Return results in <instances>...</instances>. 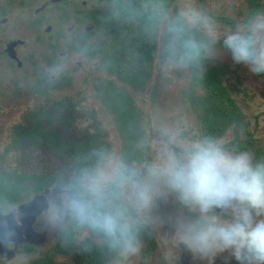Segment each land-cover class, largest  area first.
<instances>
[{"label": "rangeland", "instance_id": "obj_1", "mask_svg": "<svg viewBox=\"0 0 264 264\" xmlns=\"http://www.w3.org/2000/svg\"><path fill=\"white\" fill-rule=\"evenodd\" d=\"M123 1L127 4L128 11L134 10L135 7L145 9L147 6L151 7L152 11L161 10L156 21H153L155 25L153 62L150 66L149 75L141 88L134 89L131 85H123L118 82L119 79L114 75L111 77L112 83L107 84L104 81L106 74L101 71L107 66L105 61H101L105 54L101 56L98 54L95 60L99 70L92 71L91 60L81 62L74 86L67 88V90L58 87L40 89L41 85L38 82L41 80L39 77L43 71L51 74L50 69L54 66L59 67V69L75 67V60L81 56L72 53L56 63L48 51H31L29 76L19 77L18 75L5 74L3 75L4 78L0 79V152L7 145L11 127L23 122L22 114L25 111L35 109L43 101L45 93L50 95L51 99H56L63 94L76 95L80 97L84 107L98 110V118L110 143V154L123 159L129 167L142 169L144 163L153 160L158 150L168 144L171 137L175 138V142L168 146L176 151H179L182 142L201 139L199 124L187 101L188 91L200 93V90L193 86V80L196 79L189 66V60H184L177 54L182 39L191 36L206 45V49L203 51V59L207 65L217 66L221 70L222 66H227V82L231 85L232 95L244 114L246 126L239 130L238 139L234 143L242 142L245 147L239 150H231L225 147L226 150L233 153L247 152L254 161L257 160V157L258 160H264V79L258 75H253L246 67L234 63L227 50L223 48L222 42L212 44L213 37L202 29H188L179 37L173 31V28L178 26L180 9L190 5L203 15L210 17L215 22L216 33L222 37L224 34L235 30L244 20L248 11V3L252 0H168L161 6L157 5L155 0ZM254 2L261 4V8H264V0H254ZM95 6L100 9L106 8L112 16L113 32L115 33L111 32L109 45L112 49L118 48V50L110 51V53L114 62L115 58L121 61L125 51H120L122 48L120 40L124 36L123 32L127 31V36L129 35V31L135 24V19L126 20L112 4L105 5L96 2ZM224 19L229 21L226 22ZM59 73L60 71L53 75L54 81L60 79ZM111 86L122 88L131 100L132 107L140 113L137 126L146 143H148V149L139 157L134 151L125 148L124 139L121 138L124 131L121 126L119 128L117 123L118 107L114 102L108 104L106 101L107 95H110L108 90L111 89ZM87 122L89 121L83 120L78 113L75 122H71L69 125L62 122L57 124L55 129L66 135L69 133L76 134L78 129L87 125ZM248 134L251 136L249 137ZM231 137L230 128H226L224 133L216 139L225 143ZM249 138L252 141H249ZM15 159H17V164L30 172L41 170V172H50L55 176H62L64 174L62 169L66 167L62 158L55 157L48 151L33 153L32 156L20 158L6 154L3 159L0 158V165L14 163ZM216 213L219 214V212ZM186 214L183 206L179 205L173 198L161 197L154 202L149 211L139 215L155 231L156 245L150 251L151 255L163 254V250L166 253H171L172 256L177 254L174 241L178 234L175 231L174 222L177 217H184ZM86 234L87 232L83 230L78 237ZM49 239L34 246L32 251H17L9 258L0 257V264H27L33 257H37L52 248L53 240ZM144 245L143 241L137 240L136 251ZM120 255L122 257L127 256ZM228 255L230 254L226 252L225 259L227 260H229ZM53 258L65 264H73L69 254H56ZM234 262L236 261L233 259L227 263L237 264Z\"/></svg>", "mask_w": 264, "mask_h": 264}, {"label": "clouds", "instance_id": "obj_2", "mask_svg": "<svg viewBox=\"0 0 264 264\" xmlns=\"http://www.w3.org/2000/svg\"><path fill=\"white\" fill-rule=\"evenodd\" d=\"M179 22L173 28L178 37L202 29L213 37L212 44L222 42L234 63L253 75L264 74V8L253 9L222 37L215 22L190 5L180 9ZM205 49L187 36L177 54L195 60ZM59 71L50 69L52 75ZM174 142L171 137L142 169L97 152L96 164L82 169L71 187L50 199L48 225L54 229L71 219L100 234L110 250L129 255L136 251L137 217L159 198L171 197L186 210L174 227L191 249L205 257L228 252L237 264H264V160L229 152L222 140L210 137L182 142L179 151L168 146Z\"/></svg>", "mask_w": 264, "mask_h": 264}, {"label": "flooded vegetation", "instance_id": "obj_3", "mask_svg": "<svg viewBox=\"0 0 264 264\" xmlns=\"http://www.w3.org/2000/svg\"><path fill=\"white\" fill-rule=\"evenodd\" d=\"M96 2L104 3L105 5L111 4L106 0H0V79L4 78L3 75L5 74L18 75L19 77H24V75L29 76L31 70V51H48L54 59L53 61L56 63H59V60L65 59L66 56L72 53L80 55L81 58L75 60V67L61 68L59 73L60 79L57 81L53 80L52 74H48L47 71H41V77H39L41 80L38 82V84L41 85L40 89H44L45 87H58L59 89L67 90V88L74 86L77 81V71H80L81 62L91 60L90 63L93 66L91 68L92 71L99 70L98 63L95 60L98 54H100V56L105 54L103 55L104 58H101V61L107 63V66L101 70L106 74V78H104L106 80L104 81H106L107 84L112 83L111 77L114 75L112 73L115 69L114 66L120 65V63H124L127 60L126 51H128V36H130L132 33L130 31L132 30L129 31L128 36L127 31L123 32L124 36H122L120 40V45L122 47L120 51H125L124 58L121 59V61L115 58L114 62L110 51H117L118 48L112 49L109 45V36H111V32L115 33L113 29H111L113 24H111V27H108L102 20L100 13L103 9L96 7ZM256 3L257 2H254V0L249 1L247 14ZM104 9L107 10L106 8ZM247 14L244 19L247 18ZM123 17L128 20L125 16ZM225 20L226 22L229 21L228 19H224V21ZM201 61L203 70L204 68H208L209 71L213 69L218 72L221 77L222 83L226 88L227 98L234 106L232 116L235 120L233 118H224L217 110L208 111V108H205L204 111L200 106L197 107L194 103L197 98L194 96L200 95V98L204 100L205 104H207L209 97L207 95L202 96L206 93V90L201 89L196 84L197 81L193 80V86H196L200 90V93L190 90L193 94H187V101L190 110L199 124L200 136L201 138L210 137L216 139L224 133L226 128H230L232 137L224 143V147L231 150L242 149L245 147V144L242 142H234L237 141L239 130L246 126V122L244 121V114L232 95L231 85L227 82V66H222L221 70L217 66L207 65L203 59V52L201 53ZM258 76L264 79V74ZM145 79L142 81L141 86ZM118 82L123 85H131L120 79ZM131 87L133 86L131 85ZM108 92L110 93L111 89H109ZM112 100L113 99L107 95V103H112ZM39 107L45 109L50 107L51 112L53 111L55 114H58L57 120L61 119L62 122L67 125L71 122H75V118L79 113L83 120H88L89 122H87L85 127L78 129L76 134L78 135L80 131L86 130L88 134L95 135L96 126L104 135L107 143L106 153L110 154V143L106 131L102 128L98 118V110L84 107L79 96L63 94L56 99H51V96L45 93L43 101H41L35 109L25 111L22 114L23 121L30 119L32 112L36 111ZM70 118H72V121L66 123L65 120ZM58 124H60V122ZM15 125L16 124H14L11 129ZM250 134L252 133L250 132ZM250 134H248L249 137L251 136ZM249 141L252 140L249 138ZM63 190H65L63 186L49 183L47 187L39 192H43L48 203L52 197ZM34 194L35 193L30 194L29 198L24 201L29 200ZM15 206L11 210L16 217L17 214L14 211ZM48 207L49 203L47 208ZM46 209L35 217L32 228L38 232H43V242L51 238L54 244L55 237L63 225L51 229L45 219ZM215 211L219 212V209ZM83 230L85 229L82 228L79 230L78 235ZM154 232L152 227L138 216L136 219L137 240L143 241L145 245L132 255L122 257L120 253L110 250L107 244H103L99 234L87 230V234L90 237L87 249L88 254H90L89 258L82 255L85 247L81 245V241L79 240H76V246L73 249L75 255L73 257L71 255L69 256L73 264H228L227 262L233 260L230 255H228L229 260L225 259L226 252H215L210 253L206 257L202 256L200 253L191 249L179 236H177L174 241L176 243L177 254H173L172 256L171 253H166V251L163 250V254H159L158 256L151 255L150 251L155 247L154 245H156ZM24 245H30L32 247L37 246L29 243L18 244L15 252L19 251Z\"/></svg>", "mask_w": 264, "mask_h": 264}, {"label": "trees", "instance_id": "obj_4", "mask_svg": "<svg viewBox=\"0 0 264 264\" xmlns=\"http://www.w3.org/2000/svg\"><path fill=\"white\" fill-rule=\"evenodd\" d=\"M106 1L112 5L114 4L116 9L128 20L135 19L132 33L128 38L127 60L114 66L115 69L112 73L118 79L130 83L134 89H140L142 81L148 76L152 62L154 22L161 10L152 11L151 7L147 6L145 9L135 7L134 10L128 11V6L123 0ZM155 1L157 5L161 6L168 0ZM259 8H261L259 3L254 4L248 14L253 9ZM100 16L108 27H111L113 19L110 12L103 9ZM189 65L196 78V84L201 89L206 90V93L202 96L207 95L209 97L207 104H205L200 95L194 96L197 98L194 101L195 105L200 106L204 111L205 108H208V111L217 110L224 118L232 119L234 106L227 98L226 88L218 72L213 69L209 71L208 68L203 70L201 56L199 59L189 60ZM188 92V95L193 94L190 91ZM126 94L122 88L111 86L109 96L113 99L112 103L114 102L118 107L117 110H119L117 123L119 128L121 126L124 131L121 138L124 139L125 148L134 151L139 157L145 151L147 152L148 143H146L137 126L140 113L132 107L131 100ZM31 115L30 119L16 124L11 129L7 145L0 152V158L3 159L6 154L20 158L32 156L33 153L48 151L53 156L60 157L65 161L66 167L62 169L64 174L63 176H55L50 172H41V170L30 172L17 164V159L14 160V163L0 165V207L13 209L19 202L24 201L27 196L41 191L49 183L63 186L65 189L71 187L82 169L96 164L97 152L106 153V139L96 126L95 135L88 134L86 130L80 131L78 135L73 133L66 135L56 131L55 126L59 122L62 123V120H57L58 114L51 112L50 107L48 109L39 107ZM70 121H72V118L65 120L66 123ZM64 128L66 127L64 126ZM34 156L36 157V155ZM81 229L71 219H66L55 237L52 248L37 257H33L27 264H64L61 261L54 260L53 256L56 254H69L73 257L75 255L73 249L76 246V240L81 241V245L85 247L82 255L89 258L90 254H88L87 249L90 237L88 234L78 237V231ZM85 231L87 232L86 229ZM100 237L103 244H106L103 237L101 235ZM33 249L34 247L30 245H24L19 251L27 252Z\"/></svg>", "mask_w": 264, "mask_h": 264}, {"label": "water", "instance_id": "obj_5", "mask_svg": "<svg viewBox=\"0 0 264 264\" xmlns=\"http://www.w3.org/2000/svg\"><path fill=\"white\" fill-rule=\"evenodd\" d=\"M48 206L43 192L35 193L27 201L18 203L14 211L0 207V256H12L18 244L38 245L44 241L43 232L32 228L35 217Z\"/></svg>", "mask_w": 264, "mask_h": 264}]
</instances>
